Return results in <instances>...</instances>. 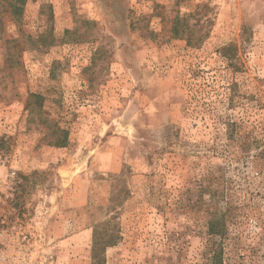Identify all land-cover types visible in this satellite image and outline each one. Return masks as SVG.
I'll return each mask as SVG.
<instances>
[{
    "label": "rangeland",
    "instance_id": "obj_1",
    "mask_svg": "<svg viewBox=\"0 0 264 264\" xmlns=\"http://www.w3.org/2000/svg\"><path fill=\"white\" fill-rule=\"evenodd\" d=\"M36 209L41 264H207L216 211L264 264V0H0V218Z\"/></svg>",
    "mask_w": 264,
    "mask_h": 264
},
{
    "label": "built area",
    "instance_id": "obj_2",
    "mask_svg": "<svg viewBox=\"0 0 264 264\" xmlns=\"http://www.w3.org/2000/svg\"><path fill=\"white\" fill-rule=\"evenodd\" d=\"M45 239L42 212L36 209L23 218H0V264H41Z\"/></svg>",
    "mask_w": 264,
    "mask_h": 264
},
{
    "label": "trees",
    "instance_id": "obj_3",
    "mask_svg": "<svg viewBox=\"0 0 264 264\" xmlns=\"http://www.w3.org/2000/svg\"><path fill=\"white\" fill-rule=\"evenodd\" d=\"M11 6L17 8L14 1ZM179 18H175L173 30L178 32ZM189 44L191 40L188 39ZM235 121H229L228 128L234 129ZM227 234V217L225 211L212 212L207 221V235L204 256L207 258V264H226L225 263V237ZM101 235V233H100Z\"/></svg>",
    "mask_w": 264,
    "mask_h": 264
}]
</instances>
